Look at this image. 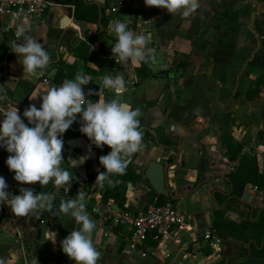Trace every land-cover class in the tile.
<instances>
[{"label": "crops", "instance_id": "obj_1", "mask_svg": "<svg viewBox=\"0 0 264 264\" xmlns=\"http://www.w3.org/2000/svg\"><path fill=\"white\" fill-rule=\"evenodd\" d=\"M48 1L41 18L0 15V42L8 48L16 40L22 43L23 36L17 33L23 29L42 44L50 57L46 68L23 73L20 57L9 52L7 72L0 75L2 86L13 98L39 108V95L62 84L53 79L59 59L74 63L76 71L70 79L78 71L89 76V84L82 88L86 99L92 101H97L98 95L107 99L115 95L100 85L105 75H122L130 85L120 98L141 110L140 125L154 128L177 148L174 161L169 162L173 149L158 144L153 134L142 129L143 147L128 165L139 177L128 183L125 201L131 207L140 206L141 198L152 188L144 174L151 159L168 163V182L173 192L187 194L173 201L184 213L185 222L174 228L169 239L148 237L136 249L128 247V231L123 227H113L103 235L98 217L86 199V210L96 223L92 239L101 254L97 264H217L224 261L225 254L230 256L229 264H264V256L250 253L251 246H263V231L257 233L248 226L232 235L219 233L213 226V209L217 207L224 208L225 217L235 222H258L264 216V192L256 191L250 183L244 188L250 198H230L226 173L234 162L229 161L222 143V135L230 134L243 143L244 149L256 152L259 169L264 171V0H199L200 7L189 17L172 16L166 9L146 6L144 0H127L134 8L111 12L109 6L114 0H104L96 21L76 19L74 4L67 0ZM117 20L147 38V47L155 49V63L133 59L115 63L111 48L117 41L109 25ZM181 60L186 63L178 65ZM140 62L153 71L165 70L166 74L137 77L134 67ZM259 76L257 92L247 94ZM7 104L6 100L0 101V111ZM19 110L27 123L24 111ZM3 119L0 113V123ZM110 151L108 147L107 154ZM72 153L80 155L81 149L73 148L67 154L70 159ZM9 155L0 147V176L5 178L12 195H19L21 187L37 193L56 192L51 182L42 187L38 182L24 185L15 181V173L6 164ZM67 155L61 167L79 182L69 184L68 192L59 189L56 207L60 200L74 198L90 185L100 189L95 184L97 176L84 182L85 176H79ZM196 178H201L202 183L190 190ZM76 227L70 216L44 212L19 217L8 205H0V259L6 264H34L36 260L38 264H75L63 253L60 242ZM207 229L220 236L219 249L203 239ZM54 238L55 244L51 241ZM244 248L248 249L245 255Z\"/></svg>", "mask_w": 264, "mask_h": 264}, {"label": "clouds", "instance_id": "obj_2", "mask_svg": "<svg viewBox=\"0 0 264 264\" xmlns=\"http://www.w3.org/2000/svg\"><path fill=\"white\" fill-rule=\"evenodd\" d=\"M144 3L149 7L166 9L172 16L183 17L193 15L200 7L199 0H144ZM109 27L117 41L111 52L118 64L129 59L155 63V49L147 47L148 40L144 35L134 33L126 22L120 20ZM17 35L23 36V42L15 44L12 50L20 57L23 73L46 68L50 57L42 44L26 35L23 29ZM89 82V76L78 71L74 79H65L58 87L49 88L39 95L42 100L39 108L31 104L24 110L23 117L27 123L21 118L19 108L10 101L0 111L4 116L0 123V147L10 154L6 164L9 171L15 173L14 180L24 185L38 182L42 187L51 182L56 189V192L37 193L32 188L21 187L19 195H12L5 178L0 176V205H8L12 214L19 217L42 215L44 212L70 216L78 227L60 245L63 253L75 264H97L101 254L92 239L96 223L86 210V194L78 191L74 198L60 200L58 207L54 205L60 188L68 192L71 179V173L61 167L64 162V133L77 122L79 115L80 132L97 148L107 145L111 149L107 155L99 157L104 171L99 172L95 184L100 187L105 183L112 185L113 175H124L131 157L143 147L139 119L142 112L120 98L125 89L124 77H103L104 88L115 93L111 99L103 95H98L97 101L86 99L82 86ZM4 100L6 96L0 95V101ZM51 241L56 242L55 238ZM0 264H6V261L0 259ZM34 264H38L37 260Z\"/></svg>", "mask_w": 264, "mask_h": 264}, {"label": "trees", "instance_id": "obj_3", "mask_svg": "<svg viewBox=\"0 0 264 264\" xmlns=\"http://www.w3.org/2000/svg\"><path fill=\"white\" fill-rule=\"evenodd\" d=\"M69 3L74 4V17L76 19H83L89 21H96L99 16V11L97 4L95 2H89L87 0H67ZM8 49V45L5 42H0V70L3 69V60L5 53ZM186 63L184 60L179 61L177 64L182 65ZM50 65V64H48ZM135 73L137 77H145L147 75L154 76H163L166 74L165 70H156L153 71L151 68L146 66L144 63L140 62L134 67ZM76 71V67L74 63H69L64 60L59 59L56 63V71L53 75V79L56 82L62 83L65 79H70ZM263 74L260 76L262 77ZM260 76L255 79V85L250 86L247 90V94L253 95L258 90V82L260 81ZM2 77V76H1ZM0 77V78H1ZM9 96H12L11 92L7 91ZM73 127L80 126V122H76L72 124ZM69 132H77L74 128L70 127ZM67 133H64L63 137ZM62 137V139H63ZM222 143L224 148L226 149V155L229 161L234 162L231 166L230 170L226 173L228 177V181L230 183V198L238 199L244 192L245 185L250 183L251 186L259 192H264V171L259 169L257 154L254 151L246 150L243 147V143L234 139L230 134L222 135ZM64 141V140H63ZM158 142L164 143L173 149V153L170 154L168 161L172 162L175 159L176 154V146L173 144L174 142L166 139L162 136L161 133H158ZM106 145L103 150H99L97 152V156L95 158H87L85 161V171L87 174H90V180L92 181L99 172H103L104 169L99 163V157L102 155H107ZM73 150V148L69 147L64 141V148L62 155L66 157V155ZM139 174L132 173L130 169L127 167L126 173L124 175H113L111 179L113 180V184L109 185L107 183L104 184L103 187H100L102 191V196L104 200L112 199L119 205H123L126 200V191L127 185L129 182H134L138 179ZM202 183L201 178H196L194 185L190 188V190L196 185ZM166 201H175V199L171 198L168 194H161L156 192L153 188H151L140 200V206L145 207L149 204H160ZM264 211V210H263ZM213 226L216 227L219 233H229L232 235H236L235 231H244V229L248 226L252 227L255 232L261 233V237L263 238V246L262 247H253L251 246L250 253L251 254H259L264 256V216H261V220L258 222H248V221H231L225 217L224 208L217 207L213 209ZM117 227V226H114ZM239 236V235H238ZM247 248H244L242 254H247ZM209 251V248H207ZM217 264H223V261H220Z\"/></svg>", "mask_w": 264, "mask_h": 264}, {"label": "built area", "instance_id": "obj_4", "mask_svg": "<svg viewBox=\"0 0 264 264\" xmlns=\"http://www.w3.org/2000/svg\"><path fill=\"white\" fill-rule=\"evenodd\" d=\"M48 4V0H0V15L41 18L46 12ZM128 6L127 0H114L109 6V10L115 12ZM115 63H117L116 60ZM108 75L116 76L115 74ZM43 80L48 81L47 77H44ZM102 81L103 79L100 80V85H103ZM125 82L126 88L130 84L126 80ZM78 182V178L75 177L70 179L69 184ZM82 192L86 194L90 209L98 217L102 234H108L114 226L123 227L128 231L126 241L130 249L138 248L148 237L158 241L169 239L174 228L186 220L184 213L178 210L171 201L160 204L152 203L145 207H131L126 201L123 205H119L112 199L104 200L102 191L95 185L83 188ZM203 239L210 247L219 249L221 238L212 230H205ZM143 254L145 253L143 252Z\"/></svg>", "mask_w": 264, "mask_h": 264}, {"label": "water", "instance_id": "obj_5", "mask_svg": "<svg viewBox=\"0 0 264 264\" xmlns=\"http://www.w3.org/2000/svg\"><path fill=\"white\" fill-rule=\"evenodd\" d=\"M103 1L104 0H95L94 1L98 6L99 11H100V7H101ZM18 43H20L19 40L12 42L10 44V48L7 49L5 56H4V60H3V69L0 70V75L5 74L7 72V66H6L7 55L9 52H13V50H12L13 46L15 44H18ZM0 92L2 93V95L6 96L7 102L10 101L12 104L17 106L19 109L24 111L26 108L29 107V104L27 102H24V101L15 99L12 96H9L7 90L2 86L1 81H0ZM71 127H73V126H71ZM73 128L74 129H80V126L79 127H73ZM141 129L148 130L151 134H153L154 139L158 144H160L164 147L165 146L168 147V145L158 142V134L154 128H151L148 126H141ZM77 139L75 137V138L68 139L65 141V143L69 147L81 149V153L78 156V158L70 159L67 155V159L70 162V164L74 167V169L79 173V176H84L85 175V161H86V159L87 158H95L97 156L96 151L97 150H100V151L103 150L106 145L103 146L102 148H97L96 146L93 148L92 145L86 141V139H83L81 141V143H79L80 139L78 137H77ZM168 167H169L168 163H163V162L159 161L158 159H151V160H149V162L147 163V165L144 168V174H145L146 178L148 179L151 187L156 192L161 193V194H168L171 198H173L175 200L183 198L187 194H176L175 192H173V189L168 182ZM241 197H242V200H244V201L247 197L250 198V196H248V193L245 191L242 193ZM229 261H230L229 254H225L223 264H229L230 263Z\"/></svg>", "mask_w": 264, "mask_h": 264}, {"label": "rangeland", "instance_id": "obj_6", "mask_svg": "<svg viewBox=\"0 0 264 264\" xmlns=\"http://www.w3.org/2000/svg\"><path fill=\"white\" fill-rule=\"evenodd\" d=\"M129 6L131 7V8H134V5L131 3V2H129ZM76 137V139H77V137L80 139V142L79 143H81V141L83 140V139H86V141L88 142V143H90L91 144V141L88 139V137L86 136V135H84V134H82L81 132H72V133H69V134H66L64 137H63V140L64 141H66V140H68V139H72V138H75ZM78 140V139H77ZM79 141V140H78ZM78 156H79V154H77V153H72V154H70V157L72 158V159H76V158H78ZM85 179H84V182H88V180H90V174H87L86 173V171H85ZM84 178V177H83ZM91 186V185H90Z\"/></svg>", "mask_w": 264, "mask_h": 264}]
</instances>
